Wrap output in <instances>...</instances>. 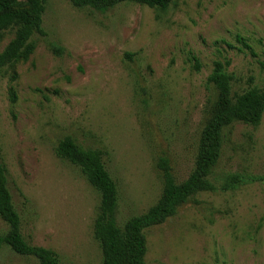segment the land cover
<instances>
[{
	"label": "rangeland",
	"instance_id": "1",
	"mask_svg": "<svg viewBox=\"0 0 264 264\" xmlns=\"http://www.w3.org/2000/svg\"><path fill=\"white\" fill-rule=\"evenodd\" d=\"M43 30L28 60L0 67V163L28 243L62 264H104L100 193L57 156L58 142L69 135L102 150L120 226L147 211L163 191L160 156L179 182L195 168L218 100L215 61H230L233 92L264 88V0H172L164 10L46 0ZM15 32L0 31V53ZM223 138L216 189L145 229L146 264H264V112L257 126H226ZM0 264L40 262L3 246Z\"/></svg>",
	"mask_w": 264,
	"mask_h": 264
},
{
	"label": "trees",
	"instance_id": "2",
	"mask_svg": "<svg viewBox=\"0 0 264 264\" xmlns=\"http://www.w3.org/2000/svg\"><path fill=\"white\" fill-rule=\"evenodd\" d=\"M75 6H91L106 10L123 1H133L150 7L166 9L172 0H70ZM46 0H0V31L16 29L15 36L0 53V67L28 60L34 53L36 33L44 34L43 15ZM247 48L251 46L238 36ZM229 60L215 61L209 76L218 100L212 115L202 130L194 170L179 182L171 161L160 156L157 167L163 178V191L157 202L140 215L131 216L123 226L117 221L119 190L111 176L100 149L86 148L72 136L63 137L56 154L78 166L88 182L100 193V204L94 223V237L99 241L104 264H146L147 241L145 229L162 223L176 214L178 208L194 195L216 189L211 180L213 169L221 155L223 130L235 121L257 126L264 112V88L250 87L233 92V74L227 71ZM199 67V66H198ZM0 217L8 224L7 233H0V248L9 246L21 255L33 256L40 264H62L51 248L28 243L21 232V216L16 210L8 184L7 168L0 163Z\"/></svg>",
	"mask_w": 264,
	"mask_h": 264
}]
</instances>
